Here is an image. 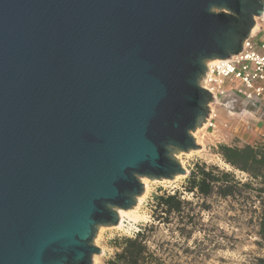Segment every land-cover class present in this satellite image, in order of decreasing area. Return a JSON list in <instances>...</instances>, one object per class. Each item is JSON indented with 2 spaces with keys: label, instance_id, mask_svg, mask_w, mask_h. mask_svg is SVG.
I'll return each mask as SVG.
<instances>
[{
  "label": "water",
  "instance_id": "water-1",
  "mask_svg": "<svg viewBox=\"0 0 264 264\" xmlns=\"http://www.w3.org/2000/svg\"><path fill=\"white\" fill-rule=\"evenodd\" d=\"M264 0H0V264H93L181 152ZM226 108L232 109V102Z\"/></svg>",
  "mask_w": 264,
  "mask_h": 264
},
{
  "label": "trees",
  "instance_id": "trees-1",
  "mask_svg": "<svg viewBox=\"0 0 264 264\" xmlns=\"http://www.w3.org/2000/svg\"><path fill=\"white\" fill-rule=\"evenodd\" d=\"M216 153L229 168L198 162L190 170L182 191L154 194L152 222L133 235L115 237L111 242L115 252L107 264H180L173 259L172 246L191 240L195 247L184 250L196 254L205 249L206 242L213 244L215 249L232 247V239L213 223L218 216L207 203L212 197L232 201L233 209L239 207L252 213L258 244H264V139L254 145L219 144ZM236 172L245 174L247 179L242 181ZM184 193L203 200L184 198ZM204 212L212 215L207 222L203 218ZM170 224H173L172 231L177 232L175 241L161 239L152 244L155 232L161 226L170 228ZM198 231L203 232L202 237L195 236ZM256 263L264 264V257H258Z\"/></svg>",
  "mask_w": 264,
  "mask_h": 264
},
{
  "label": "rangeland",
  "instance_id": "rangeland-1",
  "mask_svg": "<svg viewBox=\"0 0 264 264\" xmlns=\"http://www.w3.org/2000/svg\"><path fill=\"white\" fill-rule=\"evenodd\" d=\"M251 105L260 106L257 102H252ZM219 118L221 121L229 119V126L220 129L218 132H212L206 128V124L198 128L194 132V137L200 145L198 149L190 150L188 152H181L177 155L180 162L186 168L187 173L179 175L174 179H149V187L143 194L146 195L143 201L136 209L137 219L125 218V223L122 227L116 226H100L94 238V244L101 248V253L94 255L93 264H107L108 259L114 254L115 248L112 246V240L117 236H130L136 233L143 227V225L152 222V203L153 195L168 191L173 193L176 190L182 191L185 181L190 173V170L196 163L206 162L208 165H218L221 168L228 169V165L223 161L221 156L216 153L219 144L228 145H243L246 143L256 144L263 141L264 137V110L261 106L259 109L253 108L250 104H244L237 110L250 111L253 115H246V119L251 125L250 129H246L245 120L240 121L239 117L229 115L227 109L218 107ZM234 111V110H233ZM261 116V117H260ZM250 117V118H249ZM205 126V127H204ZM237 177L245 181L246 175L236 172ZM142 194V195H143ZM141 195V196H142ZM184 198L202 201L197 199L192 194L184 193ZM207 203L212 205V210L217 215V219H213V223L223 229L225 233L233 241L232 247L215 249L213 244L205 243V249L200 253H192L190 250H184L185 247L193 249L195 244L191 241L188 243H181L182 245L172 246L173 259L180 264H257L258 257H264V244H258L259 237L256 234V227L251 221L252 213L245 212L243 209L236 207L232 208V201L218 199L212 197L207 200ZM138 203L135 205L137 206ZM134 206V207H135ZM133 207V208H134ZM131 208V209H133ZM211 213L204 212L203 218L207 222L211 218ZM170 228L161 226L154 234L152 244H156L161 239L170 240L174 242L177 232ZM211 227V225H209ZM175 231V230H174ZM195 236L202 237L203 232H196ZM198 250V249H197Z\"/></svg>",
  "mask_w": 264,
  "mask_h": 264
},
{
  "label": "built area",
  "instance_id": "built-area-1",
  "mask_svg": "<svg viewBox=\"0 0 264 264\" xmlns=\"http://www.w3.org/2000/svg\"><path fill=\"white\" fill-rule=\"evenodd\" d=\"M256 24H259L258 31L252 32L243 41L241 51L229 58L206 62L207 71L200 79V85L213 97L205 123L206 128L212 132L228 127L230 122L229 119L220 120L218 107L227 109L229 115L236 114L240 121H244L247 114H253L250 111L236 113L238 108L235 104H250L256 109L262 106L264 110V15L256 18ZM229 101L233 104L232 109L226 108ZM252 102H257L260 106L251 105ZM244 122L246 129H250L249 121L246 119Z\"/></svg>",
  "mask_w": 264,
  "mask_h": 264
},
{
  "label": "bare ground",
  "instance_id": "bare-ground-1",
  "mask_svg": "<svg viewBox=\"0 0 264 264\" xmlns=\"http://www.w3.org/2000/svg\"><path fill=\"white\" fill-rule=\"evenodd\" d=\"M258 29V24H256V26H255V28L253 29V31H254V33H255V31ZM206 123V122H205ZM205 123H204V125H205ZM205 127V126H204ZM177 177H179V175L178 176H176L175 178H177ZM164 180V179H163ZM141 181L144 183V185H145V187H146V190H148V187H149V178H147V177H142L141 178ZM146 195V193L145 194H143L142 196L140 195L139 197H138V199H137V203H138V205L137 206H135L133 209H121V208H119V209H117V211H118V214H119V216H120V222H119V224H118V226H117V228L118 227H122L123 225H124V223H125V218L127 217V218H132V219H134V220H136L137 219V217H138V215L136 214V209L138 208V206L141 204V202L143 201V198H144V196Z\"/></svg>",
  "mask_w": 264,
  "mask_h": 264
},
{
  "label": "crops",
  "instance_id": "crops-1",
  "mask_svg": "<svg viewBox=\"0 0 264 264\" xmlns=\"http://www.w3.org/2000/svg\"><path fill=\"white\" fill-rule=\"evenodd\" d=\"M258 29H259V24H258ZM258 29H257L255 32H257ZM253 33H254V31H253ZM263 123H264V122H262L261 124H263ZM261 136L264 137V133H262Z\"/></svg>",
  "mask_w": 264,
  "mask_h": 264
},
{
  "label": "flooded vegetation",
  "instance_id": "flooded-vegetation-1",
  "mask_svg": "<svg viewBox=\"0 0 264 264\" xmlns=\"http://www.w3.org/2000/svg\"><path fill=\"white\" fill-rule=\"evenodd\" d=\"M242 105H243V104H241V103L235 104L236 108H239V107H241Z\"/></svg>",
  "mask_w": 264,
  "mask_h": 264
}]
</instances>
